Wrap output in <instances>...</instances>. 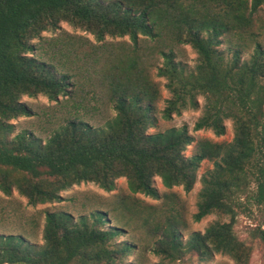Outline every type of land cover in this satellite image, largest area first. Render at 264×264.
Masks as SVG:
<instances>
[{
	"label": "trees",
	"instance_id": "1",
	"mask_svg": "<svg viewBox=\"0 0 264 264\" xmlns=\"http://www.w3.org/2000/svg\"><path fill=\"white\" fill-rule=\"evenodd\" d=\"M62 22L90 34L94 43L62 31ZM48 31L57 34L42 37ZM261 34L264 0H0V192L10 196L16 190L36 206L61 201L62 192L81 183L110 192L125 178L131 195L158 199L155 178L167 190L181 186L190 192L206 160L213 168L201 176L193 220L219 213L230 222L213 223L182 243L185 222L169 198L161 208L168 215L164 221L155 222L153 214L144 220H153L161 236L153 251L170 260L188 252L249 264L250 250L233 223L241 195L264 212V49L256 40ZM125 37L130 46L104 41ZM167 41L156 51L162 59L158 75L170 95L163 118L197 108L201 96L202 114L193 130L220 137L231 121L230 143L198 140L185 157L193 143L186 128L148 133L161 92L150 77L151 65L140 61L145 51L139 45ZM249 42L253 52L244 61ZM222 44L232 50L230 60L218 50ZM183 45L198 56L192 70L175 62V49ZM148 56L156 60L152 49ZM23 96L54 103L42 116L55 125L44 140L27 130L12 134V120L36 116ZM87 100L101 107H89ZM96 115L104 119L100 127L88 122ZM91 211L77 221L67 212H47L38 248L22 235L0 234V264H122L131 245L111 243L122 229L116 224L105 230L112 223L109 212ZM262 226L251 235L264 247Z\"/></svg>",
	"mask_w": 264,
	"mask_h": 264
},
{
	"label": "rangeland",
	"instance_id": "2",
	"mask_svg": "<svg viewBox=\"0 0 264 264\" xmlns=\"http://www.w3.org/2000/svg\"><path fill=\"white\" fill-rule=\"evenodd\" d=\"M259 19L263 18V14L258 15ZM62 31L67 32L69 35L83 36L94 43L93 37L77 28H73L66 22L59 24ZM57 31L43 32L42 37L51 38L56 36ZM257 37V36H256ZM256 40L263 46L264 49V34H261ZM104 41L110 43H126L130 46V42L127 37L125 38H107ZM37 39L30 42L32 45H36ZM168 45V41L161 45H154L151 43L139 45L140 61L142 65H148L150 67L151 79L158 83L161 98L157 104L156 112L153 114L154 126L149 130V134L157 132H163L170 128H186L189 135L193 138V143L188 146L184 152L185 157H190L194 153V145L198 140H209L214 143L227 144L230 143L234 136V131L231 121L225 122V133L217 137L210 130L194 131L193 127L198 118L202 114L203 98L198 96L197 108H187L180 115H172L170 119H165L162 116V110L165 107V101L170 97L165 85L167 83L165 78L158 75V68L162 63V59L156 56V51L162 49ZM250 48L242 55V60H249L253 52V45L250 44ZM152 49L155 53L154 57L148 56V51ZM130 49L127 48V52ZM218 50L222 53L225 60L231 59L232 50L226 48L225 45H219ZM175 62L181 63L186 69L192 70L197 64V54L189 46L183 45L176 47ZM32 54H35L32 53ZM31 54V55H32ZM83 76L86 74L81 71ZM84 83V79H81ZM21 102L32 108L36 116L32 117H20L12 120L15 126V130L12 133L15 135L21 130H27V132H33L34 135L44 140L47 137L48 132L55 128V125H50L42 116L45 113L51 112V106L54 103L48 102L43 96H37L36 98H28L23 96ZM89 107L100 106V103H95L91 100H87ZM101 107V106H100ZM95 127H100L104 124V119L101 115H96L94 119L88 121ZM213 168L212 162L203 161L200 163L196 171V182L190 192H185L181 186L174 187L171 190L165 189L159 178H155L153 181V187L156 189L159 198L152 199L141 194L131 195L125 178L117 179L114 183V188L110 192H105L98 188L94 183H81L74 185L69 190L60 194L61 201L57 203H50L44 205L31 206L28 204L26 198L22 197L16 190H13L10 196H5L0 192V234H14L22 235L25 237L26 242L36 248L43 245L42 234L45 223V214L54 212H67L72 215L74 221H77L79 217L86 216L93 209L107 210L112 223H107L104 227L105 230H109L111 227L119 226L122 232L119 236L115 237L112 244L119 246L122 243H128L131 245L132 250L123 259L122 264H234L233 260L222 254H213L211 257H202L195 253H181L175 260H170L164 254L157 256L153 248L157 247L156 241L161 236L154 230L153 220L164 221L168 215L161 209L165 202L170 198L171 202L176 210L182 215L185 226L180 229L179 236L184 243L189 235L193 232L204 233L213 223H228L230 222V216L221 215L219 213H213L206 216L199 222L193 220V215L197 212L198 194L201 189V176L208 170ZM249 189L255 191V184L250 183ZM168 194V198L164 197ZM170 195V196H169ZM239 207L235 209L236 215L234 218L233 231L237 238L242 241L250 250L249 264H264V247L260 241L253 238L251 235V229L255 226L263 225L264 228V212L259 209L255 204L249 203L244 195L240 196ZM86 206V207H84ZM97 207V208H95ZM127 207L131 209L129 212ZM143 212V214H139ZM122 214L125 217H122ZM153 214V220L149 223H145L146 216ZM132 221L129 222V218ZM114 218H118L121 223H115ZM149 221V220H147ZM117 224V225H116ZM158 235V236H156ZM73 264H78L74 262Z\"/></svg>",
	"mask_w": 264,
	"mask_h": 264
}]
</instances>
